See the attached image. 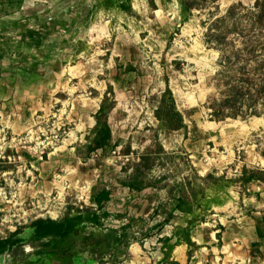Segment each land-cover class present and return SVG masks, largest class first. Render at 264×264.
I'll return each mask as SVG.
<instances>
[{
  "label": "rangeland",
  "instance_id": "1",
  "mask_svg": "<svg viewBox=\"0 0 264 264\" xmlns=\"http://www.w3.org/2000/svg\"><path fill=\"white\" fill-rule=\"evenodd\" d=\"M220 1L0 0V238L36 218L92 206V192L107 188L106 210L123 218L104 227L129 222L142 242L116 264H152L158 240L186 223L171 213L176 184L192 180L210 194L221 189L218 178L264 170V0ZM165 79L186 133L158 129L153 109ZM108 84L120 146L82 160L76 148ZM214 108L236 117L216 122ZM157 145L166 155H153L148 175L163 180L142 191L121 185ZM233 185L230 208L199 218L215 228L228 221L220 231L225 255L210 264H264V182ZM24 252L32 254L29 246ZM0 264H14L11 254Z\"/></svg>",
  "mask_w": 264,
  "mask_h": 264
},
{
  "label": "trees",
  "instance_id": "2",
  "mask_svg": "<svg viewBox=\"0 0 264 264\" xmlns=\"http://www.w3.org/2000/svg\"><path fill=\"white\" fill-rule=\"evenodd\" d=\"M108 2V1H107ZM258 0L255 7H258ZM264 8V4H263ZM166 89L162 93L160 101L153 109L154 118L158 122L160 131H184L187 132L181 113L177 110L171 90L169 89L168 80L165 79ZM106 93L99 105V110L94 114V126L86 137V142L76 148V155L82 160H89L97 151L105 152L106 149H115L120 146L121 140L113 143L112 130L109 125V115L114 110L116 102L109 98L113 93L111 85H107ZM236 94L229 95L237 97ZM229 97V98H230ZM229 108L227 101L222 105ZM213 110V119L220 122L225 118H235V114L226 116L217 115L218 110ZM224 113V112H221ZM233 115V116H232ZM130 147L123 150L124 155H129ZM165 154L161 145H157L155 152H148L139 157L137 170L129 177L128 181L120 184L129 190L142 191L155 185L163 180L160 178L152 183L148 173L152 170L155 160L153 155ZM206 181L210 179L209 175L200 178L195 177V181ZM222 178L215 180L218 183ZM230 182H240L244 188L253 182H264V170H255L248 172L247 169L239 179L230 180ZM176 194L172 195L173 206L171 213L179 212L190 216L188 224H194L198 219L194 214L193 203L196 201L201 189L197 188L189 180L176 184ZM186 193L189 198L185 199ZM111 201V192L107 188L94 190L90 197L92 206L68 207L65 214L55 220L52 218H36L24 227H18L14 232H10L7 237L0 238V255L11 254L14 264H116L123 258L127 260L130 257L129 247L132 243L142 245L141 241L135 240L131 232V224L128 222L120 228H106L104 222L110 217L117 220L123 218V215H112L106 210L107 204ZM170 213V214H171ZM172 217V214L170 215ZM167 221V219H165ZM264 223V217L261 220ZM220 229H224L219 226ZM30 230L31 234L27 239L21 237L25 230ZM181 235L186 238V229L182 230ZM261 233V230H260ZM149 235V234H147ZM147 237V236H145ZM164 240V238H160ZM164 241H169L167 238ZM29 246L32 254H25L24 249ZM36 256V260H30L31 256Z\"/></svg>",
  "mask_w": 264,
  "mask_h": 264
},
{
  "label": "crops",
  "instance_id": "3",
  "mask_svg": "<svg viewBox=\"0 0 264 264\" xmlns=\"http://www.w3.org/2000/svg\"><path fill=\"white\" fill-rule=\"evenodd\" d=\"M230 180L223 178L218 183L215 182V185L222 184V187L210 194L206 193L204 188H200L201 191L198 193L195 203L192 202L193 213L196 214L198 220L190 225L188 224L190 216L179 213L180 217H182L181 220H185L186 223L184 225L175 223V226L179 225L178 227L182 230L186 229V238L181 235L180 232L182 230L178 232V228H173L170 235L161 237L164 238V240L167 238L169 241H164L162 239L158 240L161 246L159 249L160 255L157 261H153L152 264H210L213 263L214 258L225 255L224 245H222V243L224 244V238L220 236V231L222 229L215 228L206 222L201 223L199 218L206 213L211 214L218 211H225V209L233 205L235 200V189L233 184L235 183L230 182ZM256 183L259 182H253L251 184ZM251 184H248V186ZM247 191L250 190L248 189ZM184 198H189V195L186 193ZM218 222V225L226 230L225 223H228V221L224 218H219ZM134 245L135 247H140L138 243ZM210 256H213V258L209 260ZM221 258L222 257H220V259ZM224 258L226 257L224 256Z\"/></svg>",
  "mask_w": 264,
  "mask_h": 264
},
{
  "label": "bare ground",
  "instance_id": "4",
  "mask_svg": "<svg viewBox=\"0 0 264 264\" xmlns=\"http://www.w3.org/2000/svg\"><path fill=\"white\" fill-rule=\"evenodd\" d=\"M231 1H232V0H221L220 3H221V5L226 6V5H228ZM132 250L137 252V247H135V245H133Z\"/></svg>",
  "mask_w": 264,
  "mask_h": 264
}]
</instances>
